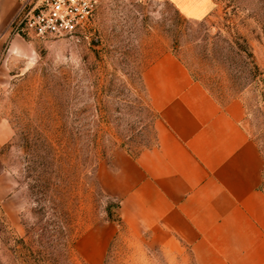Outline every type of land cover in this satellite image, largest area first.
I'll return each instance as SVG.
<instances>
[{"label":"rangeland","instance_id":"1","mask_svg":"<svg viewBox=\"0 0 264 264\" xmlns=\"http://www.w3.org/2000/svg\"><path fill=\"white\" fill-rule=\"evenodd\" d=\"M213 1L211 16L192 19L169 0H99L72 36L6 40L0 264H193L108 227L119 204L102 181L118 149L155 143L141 74L164 52L221 103L243 100L264 154V0Z\"/></svg>","mask_w":264,"mask_h":264},{"label":"crops","instance_id":"2","mask_svg":"<svg viewBox=\"0 0 264 264\" xmlns=\"http://www.w3.org/2000/svg\"><path fill=\"white\" fill-rule=\"evenodd\" d=\"M33 1L0 0V84L9 78L3 44L19 40L14 21ZM169 1L192 19L216 6ZM141 80L158 114L155 143L136 154L116 151L102 181L119 204L108 227L120 223L133 238L193 264H264V154L242 122L243 100L218 101L172 52L145 66Z\"/></svg>","mask_w":264,"mask_h":264},{"label":"built area","instance_id":"3","mask_svg":"<svg viewBox=\"0 0 264 264\" xmlns=\"http://www.w3.org/2000/svg\"><path fill=\"white\" fill-rule=\"evenodd\" d=\"M98 3L99 0H36L23 5L14 26L23 24V33L40 38L72 36L94 16Z\"/></svg>","mask_w":264,"mask_h":264},{"label":"trees","instance_id":"4","mask_svg":"<svg viewBox=\"0 0 264 264\" xmlns=\"http://www.w3.org/2000/svg\"><path fill=\"white\" fill-rule=\"evenodd\" d=\"M22 28H23V24H21L19 26L18 25L14 26L15 31H19L20 33H23ZM263 80H264V74H263Z\"/></svg>","mask_w":264,"mask_h":264}]
</instances>
